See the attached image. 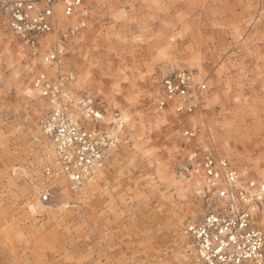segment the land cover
<instances>
[{"label":"rangeland","instance_id":"rangeland-1","mask_svg":"<svg viewBox=\"0 0 264 264\" xmlns=\"http://www.w3.org/2000/svg\"><path fill=\"white\" fill-rule=\"evenodd\" d=\"M82 9L72 85L104 115L126 118L122 140L78 195L46 179V103L31 86L40 66L0 28V264H189L184 224L221 204L171 186L185 151L213 149L242 179H264V0H83ZM179 68L206 84L203 118L155 108L161 80Z\"/></svg>","mask_w":264,"mask_h":264},{"label":"built area","instance_id":"built-area-1","mask_svg":"<svg viewBox=\"0 0 264 264\" xmlns=\"http://www.w3.org/2000/svg\"><path fill=\"white\" fill-rule=\"evenodd\" d=\"M82 7L83 0H0V28L9 31L40 66L31 86L46 103L38 129L51 153V163L42 174L46 179L64 178L71 195H78L104 171L121 140V127L107 128L104 111L94 98L76 92L72 85L74 71L68 58L74 52L73 40L86 26ZM43 65L47 70H42ZM206 91V84L196 80L193 71L179 68L161 80L155 108L179 118H203ZM197 133L196 127L188 126L183 137L193 140ZM175 176L187 182L201 180L204 196L213 195L221 202L200 220L184 224L189 264H264V231L253 223L252 213L253 207L264 208V179H242L225 157L196 147L185 151ZM53 188L41 192L44 202Z\"/></svg>","mask_w":264,"mask_h":264},{"label":"bare ground","instance_id":"bare-ground-1","mask_svg":"<svg viewBox=\"0 0 264 264\" xmlns=\"http://www.w3.org/2000/svg\"><path fill=\"white\" fill-rule=\"evenodd\" d=\"M44 66V65H43ZM45 67V66H44ZM42 70H47V68H45V69H42ZM34 72V71H33ZM77 84V83H76ZM87 84H88V82H87ZM33 91H36V90H34V89H32ZM24 93V92H23ZM26 93V95H27V97H32V96H34V94L32 93V91L30 90V91H26L25 92ZM35 93V92H34ZM25 95V96H26ZM37 95V94H36ZM163 115V114H162ZM167 117L166 116H160V119H159V121H163L164 119H166ZM122 120H125V121H123V122H127L126 121V118L125 117H122V119L121 118H119V117H115L114 116V114L112 115V114H107V115H104L103 116V124L104 125H106V127L108 128V127H111L112 126V124H115L116 126H118V127H121V125H122V123L123 122H121ZM190 121V120H189ZM223 125V124H222ZM144 127V126H143ZM208 130V129H207ZM121 131H122V129H121ZM130 131H132L131 130V127L130 126H126V130H125V132L123 131L122 132V134L124 135V133L126 134V138L128 137V134L130 133ZM218 131V130H217ZM200 133V132H199ZM199 135V134H198ZM125 138V137H124ZM122 140V139H121ZM124 140V139H123ZM207 141V140H206ZM48 147H49V145H48ZM47 147V148H48ZM135 149H138V148H135ZM49 151V153H50V149H47V152ZM115 151V150H114ZM113 151V152H114ZM112 152V153H113ZM135 152V151H134ZM46 153V152H45ZM112 153H111V155H112ZM136 153V152H135ZM48 154V153H47ZM142 154V153H141ZM49 155V154H48ZM50 155H51V153H50ZM111 155H110V157H111ZM50 157V156H49ZM110 159V158H109ZM108 159V160H109ZM50 163H51V161H50ZM49 163V164H50ZM100 173H102V171H100V172H98L97 173V175L94 177V179H92L91 181H94L95 180V178L97 179V176H99V174ZM101 175V174H100ZM53 177H55L56 178V180L58 179V182H59V184H61V183H64L65 181V179L64 178H61V177H58L57 175H53ZM54 178V179H55ZM181 180V179H180ZM91 181H89L88 183H90ZM87 183V184H88ZM87 184H85L84 186H86ZM173 188H174V190L177 192V194L178 195H180V197H182V198H184V197H187L186 196V193H187V195H188V193L189 194H193V193H206L205 191H204V186H203V182L201 181V180H199V179H196L195 181H193V182H187V181H184V180H181V182H174L172 185H171ZM66 191V190H65ZM213 196V195H212ZM213 198V197H212ZM209 199V198H208ZM216 201V200H215ZM220 204H221V202H220ZM252 207V206H251ZM251 207H249V208H251ZM256 211V212H255ZM252 213L254 214V216H255V218L253 219V223L257 226V227H259L260 229H262V230H264V208H261V209H258V211H257V208H255V207H253V210H252ZM194 214V213H193ZM174 217V216H173ZM179 217V216H178ZM180 222V221H179ZM181 235V234H180Z\"/></svg>","mask_w":264,"mask_h":264}]
</instances>
